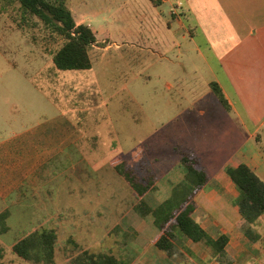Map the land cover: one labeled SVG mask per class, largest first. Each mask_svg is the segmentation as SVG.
<instances>
[{"label": "crops", "instance_id": "1", "mask_svg": "<svg viewBox=\"0 0 264 264\" xmlns=\"http://www.w3.org/2000/svg\"><path fill=\"white\" fill-rule=\"evenodd\" d=\"M65 2L75 25L95 33L88 51L91 69L73 70L88 71L85 82L91 90L84 96L92 95V100L69 107L78 119L77 128L62 101L33 81L35 112L5 100L12 117L5 120L9 135L0 138V215L5 226L0 236L16 230L14 236L20 238L15 243L43 231L55 236L51 261H26L12 251L14 264H91L90 256L101 254L114 256L118 264H219L208 247L179 232L173 258L153 243L159 231L150 211L174 192L175 199H181L176 190L186 186L181 163L186 152L194 154L206 175L191 199L193 220L212 239L227 237L231 264H264V214L252 224L260 236L252 241L243 231V196L227 174L228 168L246 165L264 183V0H109L91 9ZM130 27L137 28L135 33ZM137 35L140 40L134 41ZM28 51L24 57L35 67L32 76L53 84L51 78L61 70L52 58L43 62L44 55ZM36 59L40 61L35 66ZM113 61L127 66L151 62L157 67L151 74L162 88H154L161 101L155 109L164 116L163 127L173 124L168 132L176 154L169 162L151 147L162 140L153 138L146 145L150 138L145 137L125 147L117 134L110 135V128L103 135L101 126L111 122L110 114L100 120L92 114L112 100L104 98L99 74ZM150 82L147 74L142 88L147 90ZM212 84L221 90L226 105ZM121 88L127 90V83ZM139 107L148 121L150 113ZM52 111L55 116H48ZM70 158H76L72 166L78 173L92 176L70 186ZM117 158L142 185L152 183L139 199L112 163ZM11 219L18 222L13 228ZM58 253L61 260L56 259Z\"/></svg>", "mask_w": 264, "mask_h": 264}, {"label": "rangeland", "instance_id": "2", "mask_svg": "<svg viewBox=\"0 0 264 264\" xmlns=\"http://www.w3.org/2000/svg\"><path fill=\"white\" fill-rule=\"evenodd\" d=\"M51 1L53 2L54 0ZM82 1L69 0L70 3H79L80 7H86L88 9H91L96 2L100 1V3H103V1L107 2L109 0H84L83 5ZM134 28L136 27H130L132 33L136 31ZM137 37H134V41L140 40V36L137 35ZM64 41L62 36L53 32L51 27L44 24L38 17L24 13L18 3L7 5L6 10L0 14V138L10 133L9 128L5 125V120L12 117L11 115L9 116V108L5 105L6 99L11 103L17 104L22 110L26 108L29 112H35L38 98L33 96L31 92L30 84L32 81L34 84L40 85L43 91H46L54 99L62 101L61 103H63L62 105L65 110L67 109L70 112L67 115L70 123L73 124L74 128H77L78 119L75 117V112L69 107L74 106V109H76L77 104L79 105L84 100H92V95L84 96L86 92L91 90L85 82L88 77V71H59L61 75H55L54 73V76L51 78L53 84H51L44 77L32 76L33 71L30 69H34L35 67L32 64V67L28 66L24 57V54L28 53V50L31 49V52L44 55L45 59H43V62L45 60L48 62L55 51L62 46ZM149 41L151 43L153 40L150 39ZM39 61V59H36L32 63L36 66L35 63H39ZM13 64H15V67L12 66ZM108 67L107 72H100L102 76L99 74V79L101 81L100 85L106 91L104 98L106 100L111 98L112 100L106 103L107 106L97 108L95 113L92 114L94 117H97V120L110 114L111 122L109 120V122L105 121L101 126V129L104 130L102 132L103 135L107 136L110 128L111 132L112 130L114 132L110 135L117 134L125 147L137 145L142 142V139L144 141L148 137L150 139L146 141V145L150 141L152 142L153 138L158 141L162 140L159 144L151 147L154 149L156 155L162 157L164 162H169L176 154L172 149V136L168 132L169 129L173 128V124L163 127L161 123L164 121V116H160L157 109H155V104L157 102L161 103V101L158 97L160 92H155L154 88H162V82L154 78L151 74L157 67L152 65L151 62L148 66L146 64L141 66V62H131L127 66L117 61H113ZM50 70V67H47L46 72H49L48 75L52 74ZM26 72L31 76L25 78L24 75ZM147 74H150L151 82L147 90H144L141 79L145 78ZM61 80L63 81L60 91L63 90V92H56L55 87L59 86ZM124 82L128 85L127 90L121 88ZM132 96H134L136 101L131 99ZM86 102L88 103V101ZM141 105L144 106L145 111L150 113V119L148 121L140 112L141 109L139 106ZM50 115L54 117V111L48 116ZM152 116H154L153 119ZM69 129L70 131L72 130L71 128ZM120 159L117 158L112 163L115 165L120 162ZM86 160L91 162V158H86ZM75 161L76 158H70V186L75 184L77 180L82 181L83 177L86 179L88 174H90L89 177L92 176L88 172L78 173L76 166H72V163H75ZM103 173L104 171L101 173L102 176L105 175ZM118 174L120 173L118 172ZM75 190L74 188V192ZM73 196H75V193ZM9 223L11 228L18 224V222L12 219ZM16 233V230H12L7 235L0 236V264L15 263L14 260L17 257L12 253V246L20 238L14 236ZM57 248V250H60L59 242ZM60 253L57 254V260H61L62 258ZM22 262L28 264L24 260Z\"/></svg>", "mask_w": 264, "mask_h": 264}, {"label": "trees", "instance_id": "3", "mask_svg": "<svg viewBox=\"0 0 264 264\" xmlns=\"http://www.w3.org/2000/svg\"><path fill=\"white\" fill-rule=\"evenodd\" d=\"M13 3H18L24 13L38 17L44 24L50 26L53 32L64 38V43L52 56V62L57 70L91 69L88 51L95 42V33L87 26L75 25L65 0L53 2L51 0H0V14L6 10L7 5ZM211 86L222 104L226 105L221 90L215 84ZM181 163L186 170L184 179L186 186L181 185L180 189L176 190V197L179 196L181 199L176 200L174 192L168 200L150 211L159 231L153 243L158 250L173 258L175 254L173 244L179 232L193 243L208 247L213 259L219 264H231L232 259L225 250L227 237L222 235L212 239L191 217L194 209L191 199L205 183L206 175L200 170L198 159L192 153H182ZM116 169L135 189L138 199L151 188V182L146 186L142 185L124 162H118ZM227 174L243 196L239 204V210L244 219L243 231L250 240L257 241L260 236L252 224L259 215L264 214V183L246 165L228 168ZM187 184L195 186V189H190ZM139 204L142 212L146 211L141 201ZM4 231V215H0V233ZM54 243L55 236L51 232L43 231L40 235L34 234L15 243L12 251L26 261H51L54 255ZM90 262L91 264H118L114 256L106 254L91 255Z\"/></svg>", "mask_w": 264, "mask_h": 264}]
</instances>
